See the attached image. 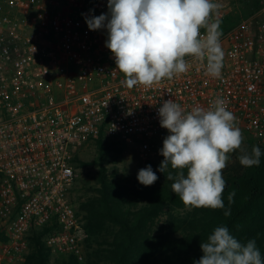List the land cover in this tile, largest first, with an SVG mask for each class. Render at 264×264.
<instances>
[{"label": "built area", "instance_id": "obj_1", "mask_svg": "<svg viewBox=\"0 0 264 264\" xmlns=\"http://www.w3.org/2000/svg\"><path fill=\"white\" fill-rule=\"evenodd\" d=\"M246 1L215 0L221 22ZM107 3L0 0V227L8 238L0 264L20 261L30 232L43 228H52V255L83 261L88 235L73 198L76 156L100 136L138 142L146 153L169 135L158 115L168 99L186 110L225 99L241 131L264 144V0L221 29L220 78L188 58L186 74L132 89L120 83L106 27L93 31L86 23L107 14Z\"/></svg>", "mask_w": 264, "mask_h": 264}, {"label": "clouds", "instance_id": "obj_2", "mask_svg": "<svg viewBox=\"0 0 264 264\" xmlns=\"http://www.w3.org/2000/svg\"><path fill=\"white\" fill-rule=\"evenodd\" d=\"M107 7V14L86 17V23L93 31L106 27V47L123 74L124 87L151 88L186 74L192 67L188 58L198 61L206 75L221 77L225 53L215 0H108ZM158 115L160 126L169 132L158 171L165 173L171 166L166 179L174 180L172 191L190 209H224L222 172L244 139L226 100L217 97L207 108L186 110L168 99ZM260 157V148L254 146L238 158L242 166L252 167L259 166ZM137 179L151 186L158 176L149 165L138 171ZM234 196L235 191L229 193V204ZM224 215L230 216L231 209ZM200 248L203 255L194 264H264L256 240L241 242L226 226L216 227Z\"/></svg>", "mask_w": 264, "mask_h": 264}, {"label": "trees", "instance_id": "obj_3", "mask_svg": "<svg viewBox=\"0 0 264 264\" xmlns=\"http://www.w3.org/2000/svg\"><path fill=\"white\" fill-rule=\"evenodd\" d=\"M94 143L92 164L98 168V189L80 203L79 211L90 240L108 244L104 252L110 264H194L203 255L201 242L218 226H226L241 242L255 239L264 261V145L257 146L261 150L259 166L245 167L239 162L241 152L252 149L234 151L222 172L226 181L224 209L196 208V212L186 213L188 207L171 189L174 180L166 179L173 171L171 166L165 173L157 166L158 179L153 185L127 189L108 176L107 165L116 161L115 142L100 136ZM233 191L234 202L229 204L228 195ZM228 208L231 215L226 217ZM51 231L43 228L30 232L27 264H51V251L43 241ZM7 240L0 232V241ZM61 264L79 263L70 256Z\"/></svg>", "mask_w": 264, "mask_h": 264}, {"label": "rangeland", "instance_id": "obj_4", "mask_svg": "<svg viewBox=\"0 0 264 264\" xmlns=\"http://www.w3.org/2000/svg\"><path fill=\"white\" fill-rule=\"evenodd\" d=\"M258 0H247L244 3H241L238 7L232 8L229 10L225 21L221 22V29L233 27L238 20L242 17L247 16L250 12L258 7ZM243 134V143L241 149L238 150H251L254 146L264 145L254 136L245 133ZM168 135L160 136L157 141L151 146L150 150L142 152L141 145L138 142L132 143H115V148L117 150L116 161L107 165L109 179L113 182H118L124 185L127 189H133L135 186H144L139 183L137 179L138 171L140 169L146 168L151 165L152 170L157 174V166L161 164L164 159L160 155V149L163 146V140ZM95 140L89 141L84 145L76 156L74 162V167L78 174V180L75 184V189L73 191V198L76 201L78 211L79 205L81 202L92 197L95 192H97V175L98 168L92 164L96 156V147ZM234 153V152H233ZM233 153L229 154V160L233 157ZM227 162V163H228ZM184 212H196V208H186ZM182 212V213H184ZM79 214L82 216L84 228H85V219L83 213L79 211ZM86 230V228H85ZM0 232H4V229L0 227ZM87 232V230H86ZM87 239L85 240L82 252H83V261H79V264H110L108 262L106 253L104 252L108 249V244L106 242H96L90 240V236L87 232ZM6 236V235H5ZM46 237H43V241L46 244ZM90 240V241H89ZM6 242L0 241V248ZM31 251V243L28 240V248L22 259L16 264H27V257ZM70 256H54L51 254L50 263L51 264H61L62 261H68Z\"/></svg>", "mask_w": 264, "mask_h": 264}]
</instances>
